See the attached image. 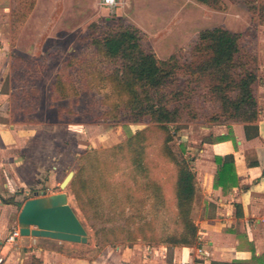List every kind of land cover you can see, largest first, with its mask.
<instances>
[{"label": "rangeland", "instance_id": "obj_1", "mask_svg": "<svg viewBox=\"0 0 264 264\" xmlns=\"http://www.w3.org/2000/svg\"><path fill=\"white\" fill-rule=\"evenodd\" d=\"M29 1L3 0L0 9V120H6L7 128L11 127L21 137L18 146H13L14 149L41 151L43 154V183L39 186L43 191L41 193L59 192L62 179L72 172V180L78 165L82 163L79 156L84 151H95L104 169V180L96 182V185L102 190L105 205H110L113 198L119 201L124 212L121 223L125 222L127 216L133 215L134 221L139 224L137 215L140 213L150 220L149 229L146 227L148 235L158 238L179 232L173 190L176 166L162 153L164 131L148 122L115 123L100 120L99 115L104 110L100 104L103 90L84 88L81 74L74 70L70 74L80 88L77 96L51 101L50 86L56 71L66 59L80 56L86 59L88 46L85 37L92 22L100 25L118 21L131 23L145 33V47L151 49L158 58L165 59L178 52L184 58L188 57L198 32L205 28L223 26L240 33L247 30L249 33L245 42L250 41L254 36V27L244 28V15L248 13L246 7L236 0H221L223 9L210 8L195 0H118L113 9L101 5V0H34V7L26 20L20 22L18 14L25 12L24 2ZM226 2L233 7L232 12L226 10ZM260 13H263L261 9ZM257 18L260 17H256L255 21ZM186 83V77H178L174 81L176 86ZM34 88L38 89L37 94H33ZM198 92L193 89V94L198 95ZM194 98L200 107L199 119L170 124L172 140L168 143L174 153H183L192 158L193 167L198 164L203 143L213 127L218 125L205 120L210 111L198 96ZM59 107H70L72 113L59 116ZM27 108H32V111L25 112ZM25 117L34 121L23 123ZM139 129L145 130L147 176L161 186L163 204H154L155 200L147 196L145 179L134 174L128 157L121 153L113 157L110 150ZM91 164L93 162L87 167L90 174ZM71 180L65 188L68 203L83 224L87 241L73 246L61 245L60 250L68 255L83 256L87 253L95 259L103 248L107 258L112 260L113 255L126 252L128 245H157L154 240L149 243L137 240L131 244L125 241L105 244L102 236L95 233L99 222L87 218L80 210L70 189ZM41 193L30 192L29 195L33 197ZM142 199L145 200L144 204ZM212 210L208 208V211ZM201 212L198 198L193 205L194 218L197 219ZM115 246H119V249L115 250Z\"/></svg>", "mask_w": 264, "mask_h": 264}, {"label": "trees", "instance_id": "obj_2", "mask_svg": "<svg viewBox=\"0 0 264 264\" xmlns=\"http://www.w3.org/2000/svg\"><path fill=\"white\" fill-rule=\"evenodd\" d=\"M195 1L210 8H224L221 0ZM236 1L246 7L252 26L256 17L262 19V7L256 6V0ZM24 5L25 12L18 14L20 22L26 20L34 7V0L24 2ZM252 26L249 28L252 29ZM248 33L247 30L231 32L223 26L205 28L198 32L188 57L182 58L183 54L178 52L160 59L145 47L146 35L137 26L121 21L107 25L92 22L85 37L88 46L86 59L84 56L69 58L58 68L50 86L51 101L77 96L80 88L73 81L70 71L80 73L84 88L103 90L100 104L104 110L99 115L100 120L115 123L148 122L159 127L165 133L162 153L176 166L173 190L180 230L157 238L146 232V227L150 225L146 215H137L139 224L134 221L133 215L127 216L125 222L121 223L124 212L119 201L113 198L110 205H105L102 190L96 185V182L104 180L102 161L95 151H84L79 156L82 163L71 180L70 189L82 213L99 222L95 233L102 236L105 244L124 241L131 244L137 240L147 243L154 240L169 248L196 244L198 229L192 217L198 193L196 173L191 164L192 158L170 149L168 143L172 140V133L169 125L199 119L200 107L194 98L198 96L210 111L209 116L205 117L207 122H240L243 123L246 138L256 134L254 122L258 119L255 90L258 62L253 36L245 42ZM18 60H21L20 57ZM176 77H186V85L176 86ZM193 89L199 90L198 95L193 94ZM32 92L37 94L38 89L34 88ZM31 111L32 108H27L25 112ZM65 113H72V109L58 108L59 116ZM22 121L33 122L34 119L25 117ZM144 132V129L135 131L125 142L112 146L110 150L113 157L119 153L128 157L134 174L145 179L147 196L155 200L154 204H163L161 186L147 176ZM224 138L221 136L217 139ZM213 140L208 136L206 142ZM90 162H93L91 174L87 170ZM214 162L217 165L214 186H221L225 193L237 183L234 155L215 156ZM3 201L15 203L18 208L23 203L15 202L12 197ZM32 264H39V260L33 257Z\"/></svg>", "mask_w": 264, "mask_h": 264}, {"label": "crops", "instance_id": "obj_3", "mask_svg": "<svg viewBox=\"0 0 264 264\" xmlns=\"http://www.w3.org/2000/svg\"><path fill=\"white\" fill-rule=\"evenodd\" d=\"M226 3V10L232 12L233 7ZM3 4L0 0V9ZM256 5L262 7L261 20L252 26L250 14L244 15V28L254 27L258 62L256 134L246 138L240 122L218 123L209 135L213 142L203 143L198 164L193 167L198 187L194 203L200 198L202 206L197 219L192 210L198 229L196 245L172 248L165 244L128 245L126 252L113 255L111 260L103 248L95 259L87 253L68 255L59 246L75 243L46 237L19 236L15 244L7 242L6 237L17 228L20 208L3 200L12 197L15 202H24L32 197L30 192H43L39 186L43 183L44 156L41 151L14 149L21 137L11 127L7 128L6 120H0V264H32L33 257L39 264H180L182 261L185 264H264V0H256ZM221 136L225 138L217 139ZM230 153L234 155L237 183L223 193L221 186H214L217 172L214 157ZM198 248H203L205 253L199 255ZM114 249L118 250L119 246Z\"/></svg>", "mask_w": 264, "mask_h": 264}, {"label": "water", "instance_id": "obj_4", "mask_svg": "<svg viewBox=\"0 0 264 264\" xmlns=\"http://www.w3.org/2000/svg\"><path fill=\"white\" fill-rule=\"evenodd\" d=\"M72 176V172L66 174L59 184V192L41 193L24 200L17 215L20 236L46 237L73 243L87 241L86 230L68 203L65 191Z\"/></svg>", "mask_w": 264, "mask_h": 264}, {"label": "built area", "instance_id": "obj_5", "mask_svg": "<svg viewBox=\"0 0 264 264\" xmlns=\"http://www.w3.org/2000/svg\"><path fill=\"white\" fill-rule=\"evenodd\" d=\"M117 2H118V0H101L100 1L101 5L109 8V9H113L116 6ZM19 236H20V234H19L18 228H15L12 230L10 235H8L6 237V241L9 243L15 244L16 239ZM196 251L198 252L199 255H203L205 253L203 248H198ZM180 264H185V262L182 261Z\"/></svg>", "mask_w": 264, "mask_h": 264}]
</instances>
